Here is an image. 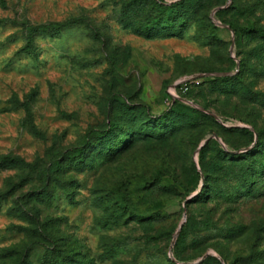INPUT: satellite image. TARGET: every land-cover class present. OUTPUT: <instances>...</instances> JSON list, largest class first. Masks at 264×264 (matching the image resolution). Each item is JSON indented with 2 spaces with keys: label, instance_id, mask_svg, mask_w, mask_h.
<instances>
[{
  "label": "rangeland",
  "instance_id": "374dc122",
  "mask_svg": "<svg viewBox=\"0 0 264 264\" xmlns=\"http://www.w3.org/2000/svg\"><path fill=\"white\" fill-rule=\"evenodd\" d=\"M0 264H264V0H0Z\"/></svg>",
  "mask_w": 264,
  "mask_h": 264
},
{
  "label": "built area",
  "instance_id": "2783aa9c",
  "mask_svg": "<svg viewBox=\"0 0 264 264\" xmlns=\"http://www.w3.org/2000/svg\"><path fill=\"white\" fill-rule=\"evenodd\" d=\"M201 77L202 75L200 74H185L173 82L168 88L170 102H172L173 99L180 97L178 90L186 91L189 86L199 84Z\"/></svg>",
  "mask_w": 264,
  "mask_h": 264
},
{
  "label": "trees",
  "instance_id": "16d2710c",
  "mask_svg": "<svg viewBox=\"0 0 264 264\" xmlns=\"http://www.w3.org/2000/svg\"><path fill=\"white\" fill-rule=\"evenodd\" d=\"M229 27L232 29V30H234V28L231 26V25H229ZM187 74H194V73H187ZM223 77H229V76H223ZM205 78V76H202L201 77V81H200V83L202 82V80ZM199 83V84H200ZM191 86H194V85H191ZM168 94V93H167ZM180 101V98H175V99H173L172 100V102H171V106L172 105H175L176 103H178ZM243 130H247V128L246 127H244V128H242ZM13 159H17L16 157H12V156H8V155H5V156H3L2 157V160H13ZM20 160V159H19Z\"/></svg>",
  "mask_w": 264,
  "mask_h": 264
},
{
  "label": "water",
  "instance_id": "95a60500",
  "mask_svg": "<svg viewBox=\"0 0 264 264\" xmlns=\"http://www.w3.org/2000/svg\"><path fill=\"white\" fill-rule=\"evenodd\" d=\"M222 25H225V26L229 27V25H227V24H222ZM229 28H230V27H229ZM230 29H231V28H230ZM231 31H233V30L231 29ZM214 135H215V134H213V136H214ZM211 136H212V135H211ZM208 138H209V137H207V138L203 141V143L206 142ZM203 143H202V144H203ZM202 144H201V145H202ZM189 199H190V197H186V199H185V204L188 203ZM182 223H183V221H181L178 230H179L180 227L182 226ZM178 230H177V231H178ZM174 238H175V237H174ZM173 242H174V239H173L172 243H173ZM206 255H207V253L204 254V256H206Z\"/></svg>",
  "mask_w": 264,
  "mask_h": 264
}]
</instances>
